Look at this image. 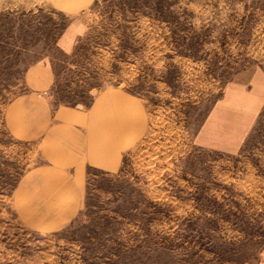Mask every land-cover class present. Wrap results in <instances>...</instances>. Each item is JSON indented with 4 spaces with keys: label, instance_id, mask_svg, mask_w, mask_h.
Wrapping results in <instances>:
<instances>
[{
    "label": "rangeland",
    "instance_id": "obj_1",
    "mask_svg": "<svg viewBox=\"0 0 264 264\" xmlns=\"http://www.w3.org/2000/svg\"><path fill=\"white\" fill-rule=\"evenodd\" d=\"M31 91L141 131L51 164ZM0 264H264V0H0Z\"/></svg>",
    "mask_w": 264,
    "mask_h": 264
},
{
    "label": "crops",
    "instance_id": "obj_2",
    "mask_svg": "<svg viewBox=\"0 0 264 264\" xmlns=\"http://www.w3.org/2000/svg\"><path fill=\"white\" fill-rule=\"evenodd\" d=\"M40 77L31 75L28 78L31 90L37 91V85L42 82L37 79ZM33 93L31 91L15 98L9 111L13 112L21 106H25L24 114L45 111L49 121L41 135L43 142L47 143V158L51 164L85 163L95 167H113L119 162L129 139L134 140L141 131L136 124L137 117L132 123L139 104L124 92L100 93L85 108L62 105L54 111L45 104L35 103ZM54 149H58L57 153Z\"/></svg>",
    "mask_w": 264,
    "mask_h": 264
},
{
    "label": "bare ground",
    "instance_id": "obj_3",
    "mask_svg": "<svg viewBox=\"0 0 264 264\" xmlns=\"http://www.w3.org/2000/svg\"><path fill=\"white\" fill-rule=\"evenodd\" d=\"M121 131H122V130H121ZM65 182H66V181H65ZM65 182H64V183H65ZM50 189H51V188H50ZM52 189H53V188H52ZM51 205H52V203H51ZM46 209H47V208H46ZM40 221H41V220H40ZM39 223H40V222H39Z\"/></svg>",
    "mask_w": 264,
    "mask_h": 264
}]
</instances>
